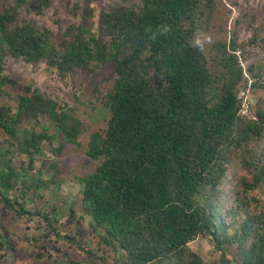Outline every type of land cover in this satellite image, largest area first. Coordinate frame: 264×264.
<instances>
[{"label": "trees", "instance_id": "obj_1", "mask_svg": "<svg viewBox=\"0 0 264 264\" xmlns=\"http://www.w3.org/2000/svg\"><path fill=\"white\" fill-rule=\"evenodd\" d=\"M54 1L0 0V101L13 103L0 104L2 207L38 216L46 236H60L57 219L25 202L49 188L29 171L52 139L49 127L24 125L42 115L65 144L77 146L85 131L38 89L28 86L14 97L6 61L44 62L61 77L111 64L116 79L105 101L111 117L106 130L90 135L91 163L76 177L81 189L68 209L72 221L89 218L101 245L123 252L126 264H207L189 246L199 237L222 247L231 264H264V207L251 196L264 185V85L254 88L256 120L241 117L239 45L227 30L212 31L218 1L108 0L95 29L98 0H85L71 7L79 23L63 38L28 21ZM257 38L252 45L261 43ZM21 155L32 158L29 170L17 167ZM74 245L93 259L86 244Z\"/></svg>", "mask_w": 264, "mask_h": 264}, {"label": "rangeland", "instance_id": "obj_2", "mask_svg": "<svg viewBox=\"0 0 264 264\" xmlns=\"http://www.w3.org/2000/svg\"><path fill=\"white\" fill-rule=\"evenodd\" d=\"M217 1L219 12L212 31L227 30L229 37L237 40L243 64L253 75L259 73L264 68V45L261 41L264 39V0ZM84 2L85 0H55L50 9L41 15L32 14L28 21L37 28H47L54 35L63 38L70 27L79 23V19L71 15V7L77 3L82 5ZM108 5V0H98L94 3L95 29L99 27L101 13ZM255 37H258L261 43L252 45ZM6 74L11 75L17 83L10 88L14 97L20 95L25 87L38 89L46 98L56 100L61 108L79 118L85 131L79 138L80 146L69 145L65 144L62 135L57 136L46 117L41 115L25 123L24 127L33 128L38 132L42 127H49L48 134L52 137L50 142L42 144L41 154L33 157V170L29 168L31 157L21 155L16 159L19 169L22 167L30 169V173L40 179L37 185L43 187L49 185V188L39 191L41 198L32 192L25 202L28 209L40 211L43 215L48 214L52 220L57 219L56 225L60 236H46V220L38 216L32 218L29 215L18 217L0 204V264H71V261L80 264H100L94 256L102 259L105 264H126L123 252L101 245L99 237L94 235L90 228L89 218L80 220L79 224V220L72 221L68 211L74 195L81 189L76 177L87 164L91 163L85 154L90 135L96 131L106 130L111 117L105 101L106 94L113 89L116 79L112 65H99L61 77L57 70L44 62L30 65L22 60L8 59ZM262 93L264 95V90ZM4 103L13 104L0 101V104ZM5 136L0 131V137ZM61 144L64 147L59 153L56 149ZM262 148L264 149V135L260 143V149ZM239 175L253 178V175L247 172H239ZM251 196L258 199L260 207H264V185ZM53 206L56 209L55 216L51 212ZM78 230L81 231V235L77 233ZM74 236L79 244H86L93 259L64 238ZM189 246L202 256L207 264H223L221 253L216 250L210 238L199 237Z\"/></svg>", "mask_w": 264, "mask_h": 264}, {"label": "built area", "instance_id": "obj_3", "mask_svg": "<svg viewBox=\"0 0 264 264\" xmlns=\"http://www.w3.org/2000/svg\"><path fill=\"white\" fill-rule=\"evenodd\" d=\"M237 55L240 58V64L243 69V79L245 83L238 94L239 115L244 118L256 120L257 97L254 93V88L255 86L264 85V70L262 73L253 75L243 64L241 52H238Z\"/></svg>", "mask_w": 264, "mask_h": 264}, {"label": "water", "instance_id": "obj_4", "mask_svg": "<svg viewBox=\"0 0 264 264\" xmlns=\"http://www.w3.org/2000/svg\"><path fill=\"white\" fill-rule=\"evenodd\" d=\"M70 241L73 242V243H75V244H78V241H77L76 239H72V238H71ZM218 245H219V243H218ZM220 253H221L222 258H223V260L225 261V263H226V264H231V263H229V261H228V259H227V256H226V253H225V251L223 250L222 247H220ZM94 257H95V260H96L97 262H99L100 264H105V262H104L102 259L97 258L96 256H94Z\"/></svg>", "mask_w": 264, "mask_h": 264}]
</instances>
